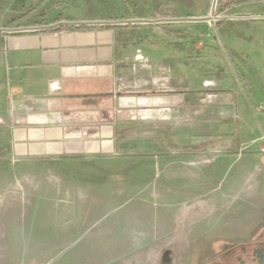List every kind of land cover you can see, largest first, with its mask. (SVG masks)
<instances>
[{"label": "rangeland", "instance_id": "rangeland-1", "mask_svg": "<svg viewBox=\"0 0 264 264\" xmlns=\"http://www.w3.org/2000/svg\"><path fill=\"white\" fill-rule=\"evenodd\" d=\"M214 4L0 0V28L45 18L50 24L67 13L107 22L210 17ZM126 27L123 42L180 51L187 99L201 96L193 90H204V81L215 82L202 94L208 101L215 92L206 115L180 118L166 126L171 133L123 138L126 151L113 156L8 163L0 149V264H217L244 256L242 248L264 237V218L251 217L244 231L236 223L227 230L231 216L243 208L264 215V205L239 199L214 218L208 209L245 170L253 174L251 192L264 195L261 113L247 101L241 78V69L252 67L249 55L264 66V0H218L206 23Z\"/></svg>", "mask_w": 264, "mask_h": 264}, {"label": "crops", "instance_id": "crops-1", "mask_svg": "<svg viewBox=\"0 0 264 264\" xmlns=\"http://www.w3.org/2000/svg\"><path fill=\"white\" fill-rule=\"evenodd\" d=\"M47 20L36 24L21 21L0 28V149L8 163L113 156L126 151L123 138L170 132L168 128L176 126L180 118L186 119V115L187 121L191 115H206L215 92L212 88L214 93L208 101L202 94L215 82L204 81V90H193L201 96L187 99L179 50L171 54L154 49L153 44L143 49L132 39L123 42L119 32L125 26H57L110 23L104 19L82 20L67 13L54 23ZM142 26L159 25L126 28L137 30ZM60 27L76 29L56 30ZM252 58L249 55L252 67L241 69L242 89L247 101L261 113L264 129V66L262 69ZM192 83L200 84L196 79ZM252 181L251 172L238 174L231 193L227 192L221 203L216 200L207 207L216 211L213 218L218 209H226L239 199L248 205L263 206L264 195L251 192ZM258 181L264 185V175ZM251 217L260 223L264 215L254 216L243 208L238 217L229 218L227 230L237 224L239 232L240 228L244 231V222L248 224Z\"/></svg>", "mask_w": 264, "mask_h": 264}, {"label": "water", "instance_id": "water-1", "mask_svg": "<svg viewBox=\"0 0 264 264\" xmlns=\"http://www.w3.org/2000/svg\"><path fill=\"white\" fill-rule=\"evenodd\" d=\"M218 0H215V4L212 9L210 17L199 18H182V19H159V20H131V21H119L110 23H59L57 26H83V25H112V26H129V25H161V24H175V23H206L210 22L214 18L215 8ZM56 27V26H55ZM53 27H42V29H52ZM259 264H264V256H260Z\"/></svg>", "mask_w": 264, "mask_h": 264}, {"label": "flooded vegetation", "instance_id": "flooded-vegetation-1", "mask_svg": "<svg viewBox=\"0 0 264 264\" xmlns=\"http://www.w3.org/2000/svg\"><path fill=\"white\" fill-rule=\"evenodd\" d=\"M242 250L244 256H237L234 259L224 258L217 264H259L260 256H264V240H255L251 250L246 246L242 248ZM228 253H230V251L227 252L226 255Z\"/></svg>", "mask_w": 264, "mask_h": 264}, {"label": "trees", "instance_id": "trees-1", "mask_svg": "<svg viewBox=\"0 0 264 264\" xmlns=\"http://www.w3.org/2000/svg\"><path fill=\"white\" fill-rule=\"evenodd\" d=\"M59 21H61V18H59ZM101 27H107V26H101ZM89 28H95V27H78V29H89ZM62 29H69V30H74L76 29V27H60V28H57L56 30H62Z\"/></svg>", "mask_w": 264, "mask_h": 264}]
</instances>
